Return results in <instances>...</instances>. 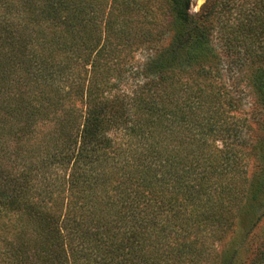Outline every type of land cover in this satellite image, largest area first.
<instances>
[{
	"label": "trees",
	"instance_id": "16d2710c",
	"mask_svg": "<svg viewBox=\"0 0 264 264\" xmlns=\"http://www.w3.org/2000/svg\"><path fill=\"white\" fill-rule=\"evenodd\" d=\"M189 2L0 0V264H264V0Z\"/></svg>",
	"mask_w": 264,
	"mask_h": 264
},
{
	"label": "rangeland",
	"instance_id": "374dc122",
	"mask_svg": "<svg viewBox=\"0 0 264 264\" xmlns=\"http://www.w3.org/2000/svg\"><path fill=\"white\" fill-rule=\"evenodd\" d=\"M206 0H197L195 3L194 7H192L191 0L189 2V12L194 14L197 11L200 10V7ZM147 53L143 50H138L134 52L133 59L131 61V64L134 66L137 65V62H141L144 59H146ZM228 59L226 57H221L220 65H221V70L223 73V80L225 81L226 84H230L232 80L234 79V72L235 70L231 71L228 68ZM232 76V77H231ZM236 77V76H235ZM135 79L132 76H129L126 78L123 82H121L120 87L123 90H129V88L132 86V84L135 82ZM240 92L239 96H241V109H240V115L242 116H248L252 117L260 108L259 103L257 102L256 96L253 93L252 89L249 86H246L245 82H241L239 87ZM238 93V92H237Z\"/></svg>",
	"mask_w": 264,
	"mask_h": 264
},
{
	"label": "water",
	"instance_id": "95a60500",
	"mask_svg": "<svg viewBox=\"0 0 264 264\" xmlns=\"http://www.w3.org/2000/svg\"><path fill=\"white\" fill-rule=\"evenodd\" d=\"M196 2H197V0H191L192 7H194V5H195Z\"/></svg>",
	"mask_w": 264,
	"mask_h": 264
}]
</instances>
